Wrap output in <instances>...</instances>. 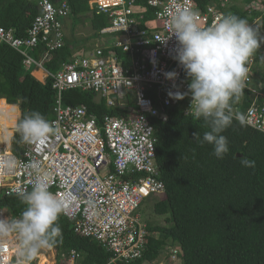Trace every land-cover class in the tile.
I'll list each match as a JSON object with an SVG mask.
<instances>
[{
  "label": "built area",
  "instance_id": "2783aa9c",
  "mask_svg": "<svg viewBox=\"0 0 264 264\" xmlns=\"http://www.w3.org/2000/svg\"><path fill=\"white\" fill-rule=\"evenodd\" d=\"M37 5L39 14L27 37L17 38L13 30L0 27V44L23 57L25 70L37 68V72H43L40 82L52 79L56 101L49 121L60 131L42 144H27L21 157L10 145L14 134L3 137L0 195L31 191L38 180L31 164H38L47 171L44 181L62 201V213L73 222L75 234L105 247L114 255L110 264H129L143 257L148 238L147 224L137 211L146 198L162 196L166 191L155 164L153 120L167 122L165 110L182 101L185 115L194 117L190 111V82L183 79L185 70L177 59L179 43L175 34L171 35L172 17L178 9L190 10L197 13V23L206 28L215 25L223 14L214 6L199 12L193 0H151L148 6L155 12L156 23L142 24L145 18L136 17L135 0L92 1V12L109 19V26L99 33L100 40L108 45L76 53L52 74L44 64L50 61L52 52L65 45L63 21L71 16V9L65 0H39ZM40 44L46 51L37 60L32 54ZM255 64L256 59L250 58L245 89L256 98L244 114L233 113L232 117L264 134V101L260 104L264 92L252 89ZM170 72L176 73L172 79L166 76ZM73 90L94 93L107 107L127 108L129 115L106 116L100 122L89 116L85 107L63 104L64 94ZM149 91H155L159 107L148 96ZM176 93L189 94L175 99ZM17 252L13 244L0 239V264H17ZM172 253L175 259L181 252ZM40 255L31 264H40ZM78 260L79 255L72 251L65 262L79 264Z\"/></svg>",
  "mask_w": 264,
  "mask_h": 264
},
{
  "label": "trees",
  "instance_id": "16d2710c",
  "mask_svg": "<svg viewBox=\"0 0 264 264\" xmlns=\"http://www.w3.org/2000/svg\"><path fill=\"white\" fill-rule=\"evenodd\" d=\"M38 1L0 0V27L13 30L17 38H26L39 14ZM65 1L71 9L73 28L89 25L93 36L99 38L102 29L109 26L107 16H98L90 9V2L95 0ZM135 1L136 17L145 18L142 24L156 23L155 12L148 6L151 0ZM193 1L199 12L214 6L223 16L236 15L252 27L264 30V0ZM64 43L44 64L49 73H57L82 49L75 40L64 38ZM45 51L46 46L40 44L32 56L39 60ZM254 57L257 64L253 81L264 75L261 72L264 57L260 54ZM34 75L40 81L44 78L42 72ZM35 77L32 71L25 70L24 59L17 51L0 44V103L18 105L20 120L32 111L40 112L47 120L53 117L51 111L56 101L53 81L49 78L44 84ZM183 79L190 82L186 72ZM253 85L252 89L264 92V87ZM148 96L159 107L155 91H149ZM255 98L253 92L244 89L240 99L231 105V114H244ZM263 101L261 98L260 104ZM63 104L85 107L89 116L100 122L106 116L129 115L127 108H109L94 93L80 90L66 92ZM165 112L167 122L153 120L155 164L166 187L165 194L154 204V213L165 219L161 223H147L143 257L129 264H158L165 251L173 249L181 250L179 258L183 264H264V134L232 117V124L222 133L228 138L229 152L224 159H217L212 154V145L193 138V133L198 132L202 140L210 128L203 118L185 115V101ZM26 145L16 131L11 144L13 153L21 157ZM242 157L254 160L255 167H243ZM25 207L17 195H0V212L7 211L11 218L19 217ZM58 223L62 237L51 247L57 252L56 264H66L72 251L79 255V264H110L114 255L97 241L76 235L73 222L63 213Z\"/></svg>",
  "mask_w": 264,
  "mask_h": 264
},
{
  "label": "clouds",
  "instance_id": "9594fccd",
  "mask_svg": "<svg viewBox=\"0 0 264 264\" xmlns=\"http://www.w3.org/2000/svg\"><path fill=\"white\" fill-rule=\"evenodd\" d=\"M196 17V12L178 9L172 17L171 35L175 34L177 38V59L190 78V111L196 119L203 118L210 128L202 140L198 132L193 133V138L212 145V154L217 159H224L229 152V141L222 133L232 124L231 105L244 92L249 58L264 44V36H260L246 19L233 14L224 15L215 25L206 28L197 23ZM175 75L166 73L169 79ZM189 93H176L174 98L184 99ZM16 131L21 142L42 144L60 130L40 112L32 111L17 123ZM240 163L246 168L255 167V161L247 157H242ZM31 168L38 177L37 182L31 191L17 192L26 205L24 211L17 218L0 217V238L10 233H15L18 238L17 264H31L42 249L53 247L62 237L58 220L63 203L48 190L44 181L47 171L36 163H32ZM175 250L181 252L173 249L172 257Z\"/></svg>",
  "mask_w": 264,
  "mask_h": 264
},
{
  "label": "rangeland",
  "instance_id": "374dc122",
  "mask_svg": "<svg viewBox=\"0 0 264 264\" xmlns=\"http://www.w3.org/2000/svg\"><path fill=\"white\" fill-rule=\"evenodd\" d=\"M264 11V9H263ZM261 23H258V25ZM64 27H65V34H66V39H68L69 41H76V44L78 45V47H82L81 50L77 51L81 52L82 50H91L96 48L97 46H106L108 45V42L105 41H101L100 37L97 38L95 36H93V32L90 28L89 25H79L76 28H73V23L72 20L66 19L64 20ZM260 36H264V30H258L256 29V27H253ZM112 42V40H111ZM260 54L261 56L264 57V44L261 45V47L259 49L256 50V52L251 56V58H253L255 55ZM38 69L37 68H33L32 73L37 72ZM262 73H264V71H261ZM40 81V80H39ZM264 81V75H258L256 76V79H254V87H260L263 88L264 87V83H262ZM257 89V88H256ZM16 125H14V127L10 128V130L8 131V135L11 134L12 129L15 128ZM161 196L159 195H152L149 198H146L144 200V203L142 204V206L139 208V210L137 211L136 215L140 216L141 221L143 223H161L164 221V217H160L157 216L154 213V204L160 199ZM0 217L6 218V217H10V215L8 214L7 211L3 210L0 212ZM1 240L5 241V242H9L13 245H17L18 244V238L16 236L15 233H10L7 237H3L0 238ZM54 252V256L56 255V250H53ZM172 250H166L165 253L162 255L160 261L158 264H181V261L179 258H172V254H171ZM52 252L49 251V249L45 248L44 251H40L39 254H45L47 256L46 259H48V263L51 264V260L53 263V259L52 256L49 255H53ZM49 256V257H48ZM56 257H54L55 260ZM55 263V262H54Z\"/></svg>",
  "mask_w": 264,
  "mask_h": 264
},
{
  "label": "bare ground",
  "instance_id": "6f19581e",
  "mask_svg": "<svg viewBox=\"0 0 264 264\" xmlns=\"http://www.w3.org/2000/svg\"><path fill=\"white\" fill-rule=\"evenodd\" d=\"M18 116H19V111H18V107L16 105L12 106L11 104L0 103V141H3V136H2L3 133L8 138V136H9L8 131L10 130V128H12L14 125L17 124ZM3 131H5V132H3ZM7 140L9 141V139H7ZM14 247L16 249L18 248L16 245H14ZM44 249H42V251H44ZM47 249H49V251L52 252V250L50 248H47ZM49 256H52V259H53V263H52V260L50 263L54 264V254L49 255ZM40 257H41L40 264H49L48 259H46L47 256L45 254H41Z\"/></svg>",
  "mask_w": 264,
  "mask_h": 264
},
{
  "label": "crops",
  "instance_id": "0c3cea01",
  "mask_svg": "<svg viewBox=\"0 0 264 264\" xmlns=\"http://www.w3.org/2000/svg\"><path fill=\"white\" fill-rule=\"evenodd\" d=\"M12 106H13V105H12ZM16 106H17V105H16ZM17 107H18V111H19L18 119H20L21 112H20L19 106H17ZM13 127H14V126H13ZM2 130H3V129H2ZM3 132H5V131H3ZM11 133L15 134V130H14V132H11ZM10 135H11V134H9L8 138L10 137ZM2 136L5 137L6 135L3 133ZM13 137H14V136H13ZM13 137H12V138H13ZM11 142H12V141H11ZM11 142H10V145H11ZM0 143H1V142H0ZM0 145H1V144H0ZM50 249L52 250V253H53V252H54L53 249H52V248H50ZM53 254H54V253H53ZM54 257H56V255H55Z\"/></svg>",
  "mask_w": 264,
  "mask_h": 264
}]
</instances>
